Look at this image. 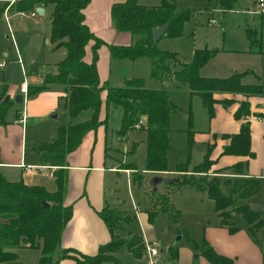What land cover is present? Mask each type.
<instances>
[{
  "label": "trees",
  "instance_id": "16d2710c",
  "mask_svg": "<svg viewBox=\"0 0 264 264\" xmlns=\"http://www.w3.org/2000/svg\"><path fill=\"white\" fill-rule=\"evenodd\" d=\"M177 1L160 0L156 5L144 4L140 0L113 2L111 14L117 29L129 31L133 41L129 44H109L111 54L131 59L147 55L154 77H172L180 83L188 84L192 93L201 96L211 116L215 114V91L261 93V83H246L242 80L245 72L236 71L227 77L203 76L200 69L210 54L205 49H196L189 61H179L173 52L158 48L152 31L154 26L167 25L165 35L177 36L183 34L185 22L191 17V10L178 6ZM212 1L209 0L210 3ZM215 1L223 10L232 9L237 2ZM89 2L90 0H15L13 3L6 2L2 8L4 11L8 6L13 11L22 12L34 10L38 5L53 6L51 40L56 47L65 46L67 53L58 62L56 70L45 75L43 82L28 85V96L58 83L66 91L60 101L66 107L67 113L75 118L88 111L89 116L60 125L52 140L41 142L36 147L45 162L57 165L54 171L56 190L51 191L43 185L27 183L23 179L9 178L0 166V264H24L19 249L26 247L40 249L38 264H60L65 257L75 258V264H102L111 259L119 263L116 256L105 255V249L117 252L128 248L138 257L146 253V240L141 235L132 233L122 237L116 233V228L126 216L122 210L109 206L103 207L99 213L108 224L112 237L99 247L97 253L85 254L62 246L64 228L73 215V205L65 203L68 153L80 145L89 130L97 129L102 124L108 126L111 106H121L124 112L117 133L126 136L131 129L144 127L147 130L146 169L167 170L171 140L170 116L176 110V104L165 89L147 87L142 77L127 78L123 85L102 84L97 64L98 49L106 41L85 21L84 9ZM248 35L253 45L260 43L251 29L248 30ZM89 44L93 50L90 61L85 59ZM5 87V84L2 85L0 91V121L6 119L10 103L9 98L4 96ZM104 89L105 96L102 95ZM223 101L228 102L226 99ZM102 107L105 108L104 115ZM251 113V103L245 99L235 111V116L244 118ZM143 115V123L138 125ZM222 136L230 141L224 145L221 154L255 156L249 119L241 123L238 132L223 133ZM193 140L194 131L191 130L190 143ZM135 147L136 144L131 151ZM213 147L214 143H208L203 159L193 164L192 169H189V158L179 162L176 169L183 174L177 175L169 184L175 187L192 186L207 191L215 200L216 209L222 215L223 222L229 223L233 211H240L249 223V229L255 234V229L264 224L262 212L252 208L247 202L238 204V200L258 193L261 181L259 178L247 176L249 159L239 160L213 174L210 173L216 162L211 157ZM228 170L236 175V183L228 186L226 191L222 185L223 176L219 172ZM154 196L159 200L160 209L167 210L171 207L168 195L154 192ZM43 200L48 201L50 206L45 205ZM155 212L156 210H152V215ZM235 228L236 226H231V229ZM201 253L213 264L232 262V258L218 252L208 241L201 247Z\"/></svg>",
  "mask_w": 264,
  "mask_h": 264
},
{
  "label": "crops",
  "instance_id": "0c3cea01",
  "mask_svg": "<svg viewBox=\"0 0 264 264\" xmlns=\"http://www.w3.org/2000/svg\"><path fill=\"white\" fill-rule=\"evenodd\" d=\"M14 1L15 0H9L8 2L13 3ZM115 1L123 0H90L84 9L85 21L97 35L101 36L106 41L98 49L99 56L97 64L102 84H109L110 77L108 67L110 68L114 61H116L111 58L112 56L109 44H129L133 41V36L129 31H121L117 29L115 25L111 14V7ZM140 1L148 5H156L160 3V0ZM178 1V6L184 7L179 5ZM254 2L257 4V0H254ZM235 6L241 7L243 5H241L239 0H237ZM6 8L9 9L8 6ZM44 8L43 13L38 12L33 14L31 12V16L36 17L38 14H49L51 19L53 6H44ZM218 9L225 14V12L235 9V7L223 10L218 6ZM244 10L245 9H243V11ZM203 11H208L213 17H216L213 15L214 12L210 6L207 7V9H198V14ZM13 13L19 14L20 12L13 11ZM22 19H25L24 15H22ZM218 21L219 19L217 18V22ZM199 22L200 21L197 20L196 25H198ZM250 29L254 33L258 34V30L250 26L247 28V33ZM256 37L258 36L256 35ZM47 41L50 42L53 49L60 50V54H58V56H60L59 60L56 59L55 61L50 62L49 65H42L41 68L36 69L34 71V75L31 77V80L24 76L20 84H12L5 72L3 76H0V91L2 89V85L5 84L6 87L4 96L10 100L6 119L4 121H0V166L3 167L9 178L23 179L27 183L43 185L48 190L53 191L57 189V182L54 174L57 165L45 162L36 147L41 142L50 141L54 138L60 125L55 124L52 118L57 117L60 112H64L67 115L68 123H73L87 118L85 116H89V112L85 116H81L83 115L81 114L75 118L71 117L67 113L66 107L60 101L61 97L66 95V91L63 85L58 83L52 84L50 87L39 91L33 96H24V92L22 91V85L24 82L26 81L28 85L30 83L34 84L41 82L48 72L56 70L58 62L64 58L67 53L65 46H55V43L51 40V33L49 38H47ZM250 51L253 53L250 63L244 61L241 65H237L240 67L245 64H250L251 68L248 70L251 71L247 70L243 75L242 80L244 81L243 78L248 75H255V77L259 78V80L262 79L264 83V48H251ZM19 53L20 52L18 51V58L16 60L20 62ZM5 54L7 55L8 53ZM92 58L93 50L91 44H89L87 46L85 59L90 61ZM1 61H5V64L3 66L0 65V67H5L8 59L4 58L1 59L0 62ZM235 71L238 70L235 69L233 72ZM127 78L129 77H125V82ZM262 92L260 94H243L242 92L215 91L214 96L217 101L215 102V114L210 120V136L208 139V143H214L211 157L216 160L210 169V173L213 174L220 170V168L232 165L239 160L249 159L250 162L247 176L260 179V190H263L264 188V117H257L258 115L256 114L264 110V105L259 101L260 98H262ZM105 93L106 90L104 89L102 91V95L105 96ZM18 94H22L24 99H17L16 97ZM225 98H234L235 101L229 106H225L222 103V100ZM242 99H248L251 103V114L253 115L251 116L250 114L251 117L248 116L249 118L247 119L251 121L252 149L256 153L254 157L235 154H221L224 145L230 141L229 138L223 137L222 134L238 132L240 130L241 123L246 119V117L237 118L235 116V111L239 107ZM123 112L124 111L121 106L113 105L110 108L108 125L114 126L113 130L118 137V143H120L124 138H128L129 132L133 130L131 129L126 136H120L116 132L117 128L120 126ZM104 114L105 108L102 107V115ZM23 116H25V121H16V119ZM106 130L105 124L100 125L97 129L89 130L84 135L80 145L67 155L66 169L68 171V181L65 203L73 205V215L64 228L62 234V246L74 248L85 254L97 253L99 247L108 242L112 237L108 224L99 213V210L105 206L117 208L110 205L108 197V189L110 187L107 182V174L110 171H117L118 173L126 172L128 175L133 177V181H136V179L140 180V175H146L144 178L148 181V192H150L151 196L150 211H157L160 209L159 200L154 196V192L166 194L170 198L169 193L177 188L169 183L161 182L158 184L157 188L154 189L150 184V180L153 175L164 174L168 176H177L169 174L176 173V171L178 173L179 171L177 169L174 171H171L169 168L164 171H152L144 168L142 172H139V169L133 164L134 166H131L133 169L132 172H128L124 170L121 165H130L132 163H127L125 160L111 161V147L109 146V136ZM146 137L143 141L146 144L147 153ZM134 144H136V150L138 142H134ZM192 163L196 164L198 162ZM42 164H45L46 166L40 167ZM143 171H145V173ZM219 174L222 176H236L228 171L219 172ZM47 176L49 178H47ZM179 188H190L195 191V195H192L191 200H189L190 202L199 203L193 200L195 198L197 201L203 202L209 197V199L213 200V203L215 204V200L208 195L207 191L197 189L192 186ZM256 194L240 199L249 203L251 198ZM170 203L172 205L171 198ZM236 212L237 211H233L232 214H235ZM215 213L216 218L214 221H208L205 229V236L201 241H208L218 252L232 258V262L230 264H264V251L262 246L254 240L255 234L249 229V223L245 217L239 224L233 223V221H231V217L229 218V223H225L223 222L222 215L216 208ZM124 214L126 217L121 221L120 226L116 228V233L126 237L135 232L132 230L126 233L124 232V223L128 222L131 218L126 212H124ZM232 225L236 226V228L231 229ZM142 233L143 234L139 235L143 238L145 237L146 239L149 237V240H152L150 239L152 238L150 232L146 230V232L143 231ZM180 237L181 236H178L177 240ZM38 250L39 249L31 247L19 249L20 258L24 263L25 260L32 259L31 264H37V261H35V251L39 253ZM118 251L116 252V257L119 259ZM162 251H164V249H162ZM162 257L163 260L159 264H213L205 255L201 253V247L199 244H193L191 241L182 243L178 246H169L167 253L163 254ZM111 261H113L114 264H121L120 259L119 263L114 260ZM75 263L76 260L73 257H65L60 261V264ZM103 264H105V262H103Z\"/></svg>",
  "mask_w": 264,
  "mask_h": 264
},
{
  "label": "rangeland",
  "instance_id": "374dc122",
  "mask_svg": "<svg viewBox=\"0 0 264 264\" xmlns=\"http://www.w3.org/2000/svg\"><path fill=\"white\" fill-rule=\"evenodd\" d=\"M8 1L0 0V60L8 59L6 66L0 67V76H3L5 72L12 84H20L24 76L31 80L36 69L41 68L42 65H49L56 59L59 60L60 50L53 49L50 42L47 41L52 30L49 14H38L33 17L31 16L32 10L24 11L25 14L20 11H18L19 14H14L11 8L4 12L2 8ZM178 2L179 5L191 10V17L185 22L183 34L163 35L157 40L158 48L173 52L179 61H189L196 49H205L210 54L201 67L200 73L206 77H227L232 75L235 69L238 72L246 73L251 68L250 64L240 67L237 65H241L244 61L250 63L253 54L250 51L251 48H264V14L259 12L258 5L254 0H239L243 6H234L235 9L225 12V14L218 9L215 0L211 3L209 0H179ZM209 5L214 12L213 15L219 19L216 23L211 21L213 16L208 11L198 14V9H207ZM243 9L245 10L243 11ZM22 15L25 16L24 20ZM7 16L9 20H7ZM197 20L200 21L198 25H196ZM248 26L258 30L256 35L261 44L253 45L251 43L247 33ZM18 51L20 52V62L16 60ZM111 56L112 60L116 61L110 68L108 67L110 85H123L126 76L129 78L142 77L147 87L165 89L170 99L176 104V110L170 116L171 140L168 151V168L174 171L179 162L187 161L188 158L194 163L201 161L207 151L212 117L208 108L204 106L201 96L192 93L188 84L180 83L172 78L154 77L147 55H140L136 59L113 56L112 54ZM243 79L247 83H261L264 89L263 80H259L255 75H248ZM261 97L259 101L264 105V90ZM225 99L228 100L225 102L227 106L235 101L234 98ZM223 100L222 103L225 105ZM243 100L245 99H242L240 104ZM259 113L261 115L257 117H264V110ZM87 114L88 111H85L81 116ZM247 118L249 117L247 116ZM52 120L58 125L68 124V117L64 112H60ZM113 127V125L106 127L111 147V161L125 160L132 164H122L124 170L132 172L131 166L135 165L139 172H142L146 168L147 162L146 144L143 141L146 137V129L135 128L129 132L128 138H124L118 143V137ZM191 130L194 131V140L190 143ZM134 142H138L137 148L135 151H131ZM191 163L189 169H192L193 163ZM143 172L145 173V171ZM169 174L182 176L183 172L177 173L176 171V173ZM140 176V180L133 181V177L126 172L110 171L107 174L110 205L121 209L131 217L128 222L124 223V232L130 230L137 234H143L142 232H146V230L150 232L152 237L150 239L156 241L160 252L157 264L163 260L162 256L167 253L169 246H178L191 241L202 247L204 240H201L205 236L206 225L209 220L214 221L216 218V205L213 200L208 197L205 201L200 202L195 198L193 200L199 203L190 202L195 191L190 188L177 187L169 193L171 207L167 210L158 209L152 215L150 211L151 196L148 192L149 184L144 178L146 175ZM227 176H223L222 182L223 189L226 191L228 186H233L232 184L236 183V177ZM47 178L49 177L47 176ZM239 203L246 202L240 199ZM249 204L252 208L261 211L264 218V188L251 198ZM243 220L244 216L240 211L231 216L233 223L239 224ZM178 236L181 237L177 240ZM254 240L262 246L264 251V224L255 229ZM38 251L39 253L35 251L37 264L41 255L40 249ZM103 253L108 256H116V252H111L108 249H105ZM118 256L121 264H150L151 260L148 253L143 257H137L128 248L120 249ZM111 260L104 262L105 264H114ZM31 262L32 259H28L24 264H31Z\"/></svg>",
  "mask_w": 264,
  "mask_h": 264
},
{
  "label": "built area",
  "instance_id": "2783aa9c",
  "mask_svg": "<svg viewBox=\"0 0 264 264\" xmlns=\"http://www.w3.org/2000/svg\"><path fill=\"white\" fill-rule=\"evenodd\" d=\"M257 5H258V10L259 12H261L262 14H264V0H257ZM8 11V8H6L4 10V12H7ZM22 13H24V11H22ZM32 13L33 14H36L38 13V11L36 9L32 10ZM7 20H9L8 16H7ZM211 21L212 22H217V18L216 17H212L211 18ZM10 23V22H9ZM5 64V61H1L0 62V65L3 66ZM22 91L24 92V96H28V84L27 82L25 81L24 84L22 85ZM145 118V115L142 116V118L140 119L139 121V124L140 125L141 123H143V119ZM16 121H25V116L19 118V119H16ZM46 165L45 164H42L40 165V167H45ZM28 167H31V166H28ZM146 249H147V253L150 255V264H157L159 262V259H160V252H159V249L157 248V243L155 240H149V239H146Z\"/></svg>",
  "mask_w": 264,
  "mask_h": 264
},
{
  "label": "water",
  "instance_id": "95a60500",
  "mask_svg": "<svg viewBox=\"0 0 264 264\" xmlns=\"http://www.w3.org/2000/svg\"><path fill=\"white\" fill-rule=\"evenodd\" d=\"M44 9L45 8L43 5H39L36 7V10L38 12H41V13L44 12ZM167 28H168L167 25H156V26H154L152 29L154 39L157 41L160 39L161 36L165 35L167 32ZM16 98L21 99V100L24 99L22 94H18V96ZM54 115H56V114H54ZM175 178H176V176H168V175H164V174H155L152 176V178L150 180V184L153 186L154 189H156L159 183H161V182L172 183ZM43 202L45 205L50 206V203L48 201L43 200Z\"/></svg>",
  "mask_w": 264,
  "mask_h": 264
}]
</instances>
